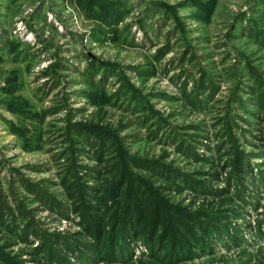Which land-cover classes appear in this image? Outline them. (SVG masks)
Segmentation results:
<instances>
[{"label": "rangeland", "instance_id": "obj_1", "mask_svg": "<svg viewBox=\"0 0 264 264\" xmlns=\"http://www.w3.org/2000/svg\"><path fill=\"white\" fill-rule=\"evenodd\" d=\"M120 2L127 6L117 22L127 37L124 43L96 37L95 22L85 17L76 0H0L1 213L4 223L18 231L23 227L19 221L23 208L39 233L22 241L1 225L0 246L21 264H37L35 260L43 263L44 256V250L37 251L41 235L90 241L82 235L79 216L60 183L71 160L82 181L99 195L104 184L114 180L117 170L107 173L105 168L108 151L103 150L101 161L95 154L98 143L92 145L73 133L70 139L65 136L68 123H90L116 133L123 145L117 151L165 163L185 177L207 183L204 192H195L179 181L177 191L172 178L131 167L169 201L191 211L218 207L224 215L220 235L207 251L175 264H264V112L249 91L248 74L254 67L264 79V48L232 30L236 21L247 27L250 18L264 25V2ZM159 49L162 55L152 61ZM202 71L212 84L211 93L194 90ZM9 86L15 90L4 91ZM98 88L107 99L94 102L87 92ZM10 99L24 102L35 116L10 110L5 104ZM226 112L234 121L232 134L239 148L252 153L254 178L245 176L247 188L239 198L234 186H227L229 157L224 146L217 148L222 135L217 118ZM24 139L33 145H24ZM35 184L49 197L39 199ZM226 188L230 200L224 203L210 192ZM128 242L127 258L111 262L84 258L80 244V249L63 244L53 249L66 264H163L151 258L142 240Z\"/></svg>", "mask_w": 264, "mask_h": 264}, {"label": "trees", "instance_id": "obj_2", "mask_svg": "<svg viewBox=\"0 0 264 264\" xmlns=\"http://www.w3.org/2000/svg\"><path fill=\"white\" fill-rule=\"evenodd\" d=\"M76 1L85 17L95 22L93 30L96 37L102 36L114 43L126 42L127 37H124L123 32L117 27V22L122 19L127 11L125 4L124 7L120 0ZM262 1L264 2V0ZM242 20L246 21L245 17ZM242 22L236 21L232 30L238 29L239 34L248 35L260 47L264 48V25L257 24L253 18L248 19L247 27H243ZM130 45H133L132 41H130ZM161 52L162 49H159L152 61H158L162 55ZM94 63L95 61L92 62V65ZM202 72L199 79L195 81L194 90L200 93H211L212 84H208L207 80L209 79L205 71ZM248 74L252 79L249 91L255 96V105L259 111L264 112V79L254 67L248 68ZM92 86L94 89L95 85L92 84ZM100 89L98 88L95 92L90 91V94L87 92L92 101L107 99ZM12 90H15V87L9 86L4 89V91L9 92ZM133 94L138 95L136 91H133ZM184 94H186L185 91ZM193 100L199 99L193 97ZM5 104L14 112L35 116L22 101L10 99ZM226 113L217 118L222 123V135L219 137L220 142L217 148L219 151L221 150L219 148L224 146L222 150L229 157L227 163L230 166V172L227 186H234L236 196L239 198L247 188L245 185L247 177L245 176L250 175L252 179L254 178L252 175L253 166L250 167L249 164L252 153H245L239 148L237 139L232 134L234 121L228 114L229 112ZM13 130L22 133L16 127H13ZM69 133L84 137V140L86 142L89 140L92 145L98 143L99 147L95 150V154L101 161L104 160L103 150L108 151L111 155L107 160L105 159L108 161L105 165V168L108 167L107 173H112L114 169L117 172L112 183H105L103 194L99 195L96 189L87 186L79 177L74 169L75 162L72 160L69 162L64 175L60 178V183L70 201L71 210L79 216L82 235L90 241H72L74 242L72 243L63 240V236L56 233L48 234L46 237L41 235L42 242L37 251L42 252L44 250V256L43 263L35 260L37 264H51L52 262L66 264L65 257L57 255V252L54 251L53 246L55 244H63L65 247L68 246V249L71 247L80 249L82 247L81 253L84 258L91 255L94 258H102L110 262L119 258L125 259L130 254L128 242L130 239H140L149 246L152 259L161 261L163 264H175L196 257L201 252L204 253L209 248L211 240L216 236L219 237L218 228L222 226L221 223L224 221V215L220 213V208L216 207V209L209 210L199 208L191 211L181 203H173L164 197L158 189L159 187H156L151 180L134 173L131 167L149 170L167 180L172 178V187L177 191L181 189L177 183L179 181L185 183L186 187L195 192H204L207 183L202 184L199 180L194 181V179L185 177L165 163L129 157V155L117 151L123 147L122 140L117 137L115 132L106 129V127L90 123H68L65 131V136L68 139H70ZM96 139L98 142L95 141ZM28 140L27 142V139H24V145L32 146L31 139ZM71 156H73L72 153L69 154L68 158ZM258 173V178H262L261 169L258 170ZM32 187L39 199L42 200L43 195L49 197L46 193L41 194L42 189L37 184L32 185ZM210 192L220 196V203L230 200L227 188L216 191L211 189ZM1 209L2 207H0V226H7L6 228L22 241H27L30 233L39 235L35 226L27 220L28 216L23 208L20 210L21 218L19 220L23 227L18 230L19 232L10 229L4 223ZM0 261L6 264H21L9 256L2 246H0Z\"/></svg>", "mask_w": 264, "mask_h": 264}]
</instances>
